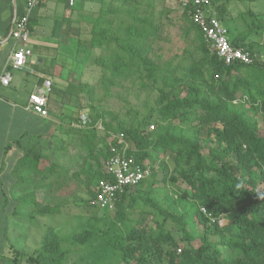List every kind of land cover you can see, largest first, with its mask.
Segmentation results:
<instances>
[{
    "label": "trees",
    "instance_id": "16d2710c",
    "mask_svg": "<svg viewBox=\"0 0 264 264\" xmlns=\"http://www.w3.org/2000/svg\"><path fill=\"white\" fill-rule=\"evenodd\" d=\"M234 1L254 3L256 0ZM151 4L149 1L148 6ZM210 5L215 17L225 24L230 45L247 53L251 59L249 64L236 62L225 66L210 52L201 30L190 17L191 7L179 8L186 26L185 35L193 33L192 40L200 57L192 59L187 66H178L182 72H178V68L162 69L144 53L159 39L160 26L151 16H132V23L107 40L106 46L114 49L113 57L107 60L109 82L138 73L140 79L147 78L152 84L162 82V86L158 87L156 120L152 125L140 124V128H135L124 125L113 115L110 122H106L104 116L88 114L87 124L79 127L82 129L79 147L97 166L94 173L86 174L88 207L99 210L91 206L90 201L95 198L98 181L109 179L103 163L110 155V145H114L119 136L129 144L125 155L141 167H148L150 175L138 185L123 189L116 198L113 213L124 216V209L133 205L140 188L153 186L158 172L155 165L166 156H171L177 166L183 165L179 177L190 192L191 200L185 214L160 210L163 223L156 222V230L141 222L137 228H131L122 241L108 243L117 264H264V42L250 40L246 43L250 36L264 35V16L258 17L248 10L240 16L245 28L239 30L226 25L221 7L213 2ZM105 34L106 30L97 32L100 41ZM101 71L105 75L107 70L102 68ZM166 89L173 91L167 95ZM182 92H185L183 97ZM243 96L246 102L241 101ZM244 105L252 107L260 120L250 115ZM90 109L96 111L97 106L92 103ZM98 120L104 130L102 136L96 132ZM150 126H153L152 131ZM107 139L110 140L107 142ZM14 144L23 154L11 176L16 183L29 181L31 178L19 171H32L38 154L33 156L30 142L23 148L19 141ZM55 169L52 166L51 171ZM161 169L167 171L166 165ZM29 195L28 198L22 194L17 201L27 199L26 203L35 205L34 196ZM7 205L5 198L4 207ZM56 211L45 208L41 213ZM220 219H226L227 223L219 225ZM168 220L174 225V231L165 228L164 221ZM191 224L201 227L202 234H192L188 230ZM98 234L83 230L72 235L70 241L85 246ZM179 242L183 243L182 247ZM62 243L49 229L41 248L27 258V264H63L66 254Z\"/></svg>",
    "mask_w": 264,
    "mask_h": 264
},
{
    "label": "rangeland",
    "instance_id": "374dc122",
    "mask_svg": "<svg viewBox=\"0 0 264 264\" xmlns=\"http://www.w3.org/2000/svg\"><path fill=\"white\" fill-rule=\"evenodd\" d=\"M149 1L152 3L150 6ZM209 1L222 8L226 25L230 28L235 26L239 30L244 29L245 23L240 16L248 10L258 17L264 16V0H256L254 3ZM16 3L19 6L21 0H16ZM74 9L79 10L75 24L78 38L76 46L70 47V53L74 57L76 82L70 83L73 84V94L77 100L66 96L62 108L57 105V109L61 110L56 113L58 117L43 122L47 132L21 143L23 148L30 142L33 146L32 154H38V158L32 171H19V174L31 180L15 181L12 187L14 190L9 193L8 201L14 203L10 211H14V214L9 216L7 229L3 233L0 264H27V258L41 248L43 237L49 229L63 241L62 249L66 254L63 264H117L118 260L108 243L122 241L125 234L131 228H137L141 222L156 230V222L163 223L160 210L170 214H185L191 204L190 192L179 177L183 165L177 166L171 156H166L155 165L158 172L153 186L140 188L135 194L133 205L124 209V216L113 211L105 214L102 210L88 207L86 174L94 173L97 166L95 160L79 147L82 129L79 128L78 118L82 111L90 116H104L106 122H110L113 115L123 121L124 125L135 128H140V124L152 125L156 120L158 87L162 86V82L152 84L147 78L140 79L138 73L113 82L107 80L110 76L107 60L114 53L113 48L106 46L107 40L117 36L120 28L132 23V16H151L160 26L159 39L150 45L149 52L144 53L162 69L174 70L178 66H187L192 59L200 57L195 50L196 43L192 40L193 33L185 35L186 26L178 0H75ZM99 30H106L102 41L97 37ZM250 40L263 43L264 35L250 36L246 43ZM10 44L11 40L5 46ZM102 68L107 70L105 75H102ZM178 72H182L180 67ZM165 91L168 95L173 90ZM184 94L182 92L180 96ZM241 101L246 102L244 96ZM92 103L97 106L96 111L90 109ZM244 107L250 115H255L252 107ZM255 117L260 120L259 115ZM115 125L113 122L112 126ZM96 132L99 136L104 134L100 120ZM19 150L23 154V150ZM161 163L166 165L167 171L161 169ZM52 166L56 168L54 171H51ZM175 168L179 170L174 171ZM12 170L13 167V176ZM91 184L92 188L94 181ZM21 192L28 198L29 194L33 195L36 204L29 205L27 199L17 201V197L22 196ZM125 204H128V200ZM45 208L57 211L41 213ZM218 223L224 225L227 220L220 219ZM164 226L167 230H175L169 220L164 221ZM83 230L99 234L85 246L72 244V235ZM188 230L194 235L202 234L201 227L195 224L189 225ZM178 238L175 233V239ZM179 246L182 247L183 243L179 242Z\"/></svg>",
    "mask_w": 264,
    "mask_h": 264
},
{
    "label": "crops",
    "instance_id": "0c3cea01",
    "mask_svg": "<svg viewBox=\"0 0 264 264\" xmlns=\"http://www.w3.org/2000/svg\"><path fill=\"white\" fill-rule=\"evenodd\" d=\"M23 2L21 0L19 6L16 3L17 14ZM74 6L75 0H64V3L62 0H47L33 9L29 19L28 41L31 56L20 69L10 70L11 81L8 86H0V247L3 246V233L12 213L10 207L14 205L8 201L15 182L11 177V168L22 157L14 142L19 141L21 144L32 136L45 134L47 129L43 122L58 117L56 113L61 110L57 109V105L61 107L66 96L77 100L71 84L76 81L74 57L70 53V47L76 46L78 38L75 24L79 10L74 9ZM12 12V0H0V73L13 45L9 36ZM9 40L11 44L6 47ZM45 80L51 82L48 114L46 118H40L31 111L27 100ZM5 198L9 203L6 207Z\"/></svg>",
    "mask_w": 264,
    "mask_h": 264
},
{
    "label": "built area",
    "instance_id": "2783aa9c",
    "mask_svg": "<svg viewBox=\"0 0 264 264\" xmlns=\"http://www.w3.org/2000/svg\"><path fill=\"white\" fill-rule=\"evenodd\" d=\"M47 0H24L20 13L17 14L11 25L10 39L12 49L5 65L0 73V86H8L11 81L10 70L20 69L24 66L26 59L31 56L28 47L29 29L28 23L33 9ZM72 5V1L69 2ZM179 7L184 10L191 7L193 12L190 17L193 23L201 30L205 42L209 46V51L214 53L225 66L233 63L249 64L251 59L242 49L234 48L230 45L227 29L219 22L212 12L209 0H178ZM51 88V82L45 80L42 86L28 96V106L31 111L40 118L47 117V100ZM79 127H83L88 122V114L81 112L79 115ZM153 130V126L149 127ZM129 148L121 136L116 138V143L110 145V155L103 163L104 173L108 180H99L94 200L90 205L102 210L111 212L114 210V203L124 188L138 185L148 178L150 169L136 164L131 157L125 155ZM204 213V209L201 208Z\"/></svg>",
    "mask_w": 264,
    "mask_h": 264
},
{
    "label": "water",
    "instance_id": "95a60500",
    "mask_svg": "<svg viewBox=\"0 0 264 264\" xmlns=\"http://www.w3.org/2000/svg\"><path fill=\"white\" fill-rule=\"evenodd\" d=\"M12 8H13V12H12V21H11V25L14 22L15 18H16V14H17V6H16V1L12 0ZM10 32H11V26L9 29V36H10Z\"/></svg>",
    "mask_w": 264,
    "mask_h": 264
}]
</instances>
